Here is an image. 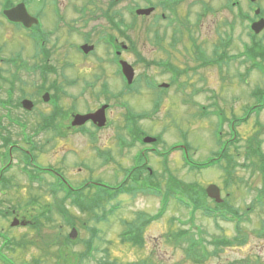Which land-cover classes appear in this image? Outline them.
<instances>
[{
  "label": "flooded vegetation",
  "instance_id": "af4514ba",
  "mask_svg": "<svg viewBox=\"0 0 264 264\" xmlns=\"http://www.w3.org/2000/svg\"><path fill=\"white\" fill-rule=\"evenodd\" d=\"M186 1L0 0V183L17 187L19 180L25 178L28 182L47 183L53 188L55 181L59 185L63 182L68 188L63 191L65 197L90 183H97L94 174H91L81 186L75 187L65 167L41 163L49 162L42 158V153L45 151L44 146L48 145L54 149L50 162H67L70 156L64 158L65 152L71 154L68 152L75 148H68L65 142L80 135L88 141L86 148L91 145V140L98 142L102 138L101 133L107 130L118 136V147L120 140L123 141L122 146L124 142L130 147L139 146L132 156V162H140L134 166L133 172L136 175L132 178L146 181V162H150L146 158V150L157 154L160 152L142 144L148 133L143 124L151 116L146 115V111H135L134 102L139 97L146 101V87L149 88L147 92L154 93V100H160L161 96L150 88V84L161 86L163 81L153 75L152 71L164 61L173 67L170 58L160 56L150 59L146 55L153 57V54L175 52L176 45L182 41L185 22H188L194 6L202 7L193 23L195 30L203 26L206 16L221 17L222 20H213L212 29H209L210 33L217 32V38L220 37L212 51L223 56L226 65L238 61L242 68L236 72L240 84H254L251 90L253 102L245 107L243 117L234 115V126L244 125L242 122L237 124V121H244L250 109L256 108L251 113L254 115L260 112L264 105V88L260 83L264 79V0H221L217 1L218 6L214 3L216 0H190L192 7L189 8V5L183 9ZM140 8L150 12L138 15ZM140 21L146 23V29L144 27L142 32L146 33L147 40L146 58L138 56L144 66L142 73L139 72V64L135 63V55L141 52L140 44L136 45L139 32L136 25ZM190 35L199 52L202 45L192 33ZM90 46L94 49L86 54L84 47ZM228 49H238V55L229 56ZM74 53L83 54L86 58L93 53L104 54L105 61L96 64L76 63L72 59ZM129 55H134V59L130 60ZM121 60L128 61L134 67L135 78L131 83L123 74ZM90 99L97 101L98 105L80 109L81 102ZM130 99L134 102L131 103ZM103 107L106 108V126L100 127L99 121L93 119L80 126L72 125L76 115L93 114ZM234 126L231 127L234 134H237ZM106 141L109 142L110 137ZM246 145L241 149L247 151L258 143L248 142ZM103 146L100 143L94 146L95 162L97 159L100 162L112 159L111 148ZM181 148L176 145L173 153L182 152ZM180 157L185 162L186 156ZM159 159V162H169L167 158ZM183 168L190 170L185 166ZM219 187L225 206L220 207L211 199L213 207L208 205L203 214L213 217L211 211H225L226 214L221 213L220 216L227 219L230 202L222 185ZM58 209H63L65 215L66 209ZM29 210L0 207V240H3L4 247L16 241L21 247H29L28 253L36 250L37 241L40 240H26L24 237L28 233L34 235V232L40 236L44 224L39 218L41 213L30 217L27 214ZM9 217L19 221L15 228L24 229L21 237L12 239L9 232H5L3 224H6L4 221ZM32 227L36 228L33 230ZM236 232L233 241H239L237 243L240 244L246 234L243 235V230ZM260 233L264 236V229H260ZM47 239L43 238L44 245H47ZM5 252L4 248H0V254ZM28 256L33 262L31 264H41L37 253ZM62 257L64 255L58 258ZM64 260L57 263L62 264Z\"/></svg>",
  "mask_w": 264,
  "mask_h": 264
},
{
  "label": "rangeland",
  "instance_id": "374dc122",
  "mask_svg": "<svg viewBox=\"0 0 264 264\" xmlns=\"http://www.w3.org/2000/svg\"><path fill=\"white\" fill-rule=\"evenodd\" d=\"M217 1L221 0L214 1L216 6L219 4ZM189 5L190 0H187L183 9ZM191 7L190 5L189 8ZM199 11H202V7L194 6L192 8L188 22H185L183 28L182 41L176 45L175 52L160 53L161 55L153 54V57L146 55L150 59H157L160 56L166 57V59L170 58V64L181 74L178 81L167 89L163 101H152L154 93L147 92L148 87H146V101L143 97H139L135 102L132 99L130 101L131 103L134 102L135 111L152 112L151 118L146 120L143 125L148 131V135L159 136V151L171 150L173 146L177 145L186 149L185 155L189 159H193L194 162H211L212 158L220 155L213 167L189 172L183 168L185 162L180 157L182 152H174L167 157H159L154 152H148L150 165L155 169L154 171L158 170L160 174L164 170L165 163L159 162V158H167L173 174L179 179L203 186L209 182H215L218 186L222 185L230 205L239 209L240 214L243 212L241 227L244 231L243 235H247L246 243L235 242V244L223 246L222 243H225L226 238L232 241L237 233L234 219L224 220L207 217L200 209L193 214L192 207H186L185 204H180L175 199L169 201L165 212L161 214L162 216L160 215L159 219L152 221L157 217L156 215L162 206L159 196L144 193L135 196L119 194L116 199L113 198L111 202H108L103 200V196L107 192L106 188L94 186L92 189L75 194L64 204L61 203L63 196H65L62 189H59V194L55 196L50 192L48 184L28 182L24 178L19 180V186L11 187L6 192H0V207L8 208L18 204L22 206V209H30L27 211L28 216L41 213L39 218L44 224L41 227L43 229L42 234L37 236L38 233L34 232L32 233L34 235L28 233L24 237L26 240L30 238L40 240L37 241L36 250L30 253H37L41 264H61L57 262H61L64 258L62 264H102V261H107L108 264L140 262L146 264H264V236L260 233V229H264V202H262L264 200V169H259L258 166L249 168L243 166L253 162L254 158L252 156L246 158V151L241 149L248 146L246 144L254 135L256 140L261 141L264 154V107L257 116L254 114L251 117L248 116L243 122L244 125H239L236 128L237 134L234 135V130L230 126L232 118L235 117L234 115H238L239 118L244 116L245 107L253 102L251 90H253L254 84H240L236 72L242 68L238 65V61L226 65L224 59H218L219 54H214L212 51L213 46L220 41V37L217 38V32L210 33L209 29H212L213 20H222L220 16H206L202 23L203 26L199 30L194 29L193 23L197 19ZM190 24V29H188ZM143 28L146 29V23L138 22L136 29L139 32H137L136 45L140 44L141 52L135 55V63L139 64V72L141 73L144 68L141 60L146 58L147 42L146 33L142 32ZM190 33L198 40L200 46L202 45L199 52L194 47L195 44L191 40ZM237 52L238 49H234V51L228 49L229 56H237ZM138 56L142 58L140 61ZM103 57H105L104 54L93 53L86 58L83 54L74 53L72 59L80 64H86V62L96 64L97 62H104ZM129 59L133 60L134 55H129ZM164 62L160 63L159 67L154 68L152 74L161 81L170 82L171 73L163 67ZM260 83L264 88V79ZM87 101L81 102L80 109L84 108L85 110V108H93L98 105L97 101L91 99ZM156 103L157 108L155 107ZM161 103L162 105L158 110ZM223 117L229 120L224 121ZM111 133V130L103 131L101 133L102 138H99L101 141L96 142L94 139L91 141L94 146L96 143H100L104 145V148L110 147L112 159L105 162L101 159L103 162H100L97 159L95 162L96 157L92 142L90 141L91 145L85 148L88 141L85 137L76 135L72 137L73 140L64 141L68 148H75L68 152L71 154L65 152L64 158L70 156L69 161L50 162L53 159L54 149L47 145L44 146L43 150L45 151L42 153V158L45 161L49 160V162L41 163L65 167V171H68L73 180L70 177L67 178L75 187L81 186L92 176L91 174H94L95 180L116 185L123 181L124 173L133 164L132 156L139 149V146L124 145L118 147V136ZM233 136L235 137L233 138ZM108 137H110L109 142L106 141ZM230 139L231 141L228 142ZM224 148L229 149V154L234 159L233 169L235 171L230 181L227 171L231 162L225 165L224 157H221ZM114 159L117 160L114 161ZM256 160L258 161V158ZM116 173L120 176H117ZM118 177L119 180H117ZM223 177L229 181L227 184H222L224 183ZM154 178L152 177V179ZM101 184L106 185L105 183ZM189 188L185 191L192 193L194 190ZM146 190L155 191L151 185H147ZM33 197L37 198L36 203L30 202V198ZM75 197L78 202L75 204L78 206L73 204ZM256 197L261 199L262 204L258 202L257 206L253 205ZM96 198H99L100 201L96 202ZM210 201L208 196H201L197 199V205L200 208H205L208 205L213 207V203ZM251 205L253 207L248 215L245 210ZM62 206L66 209L64 218L58 209ZM112 206L114 207L111 208ZM49 208L51 212H49ZM30 212L33 213L30 214ZM140 212L146 213V219H153L151 223L147 224V227L145 226L143 244L137 245L126 240L123 237V231H126L128 226L137 220ZM236 214L239 215V213ZM69 215L73 219V223L77 225V237L72 238L73 243L67 249L64 257L58 258L61 256L60 253H57L60 244H54V242L57 241L56 239L62 241L65 235L71 231V226L65 224ZM236 219L237 221L241 220L238 217ZM11 221V218L4 221L6 223L3 224L5 232H9L13 238L21 237L24 229L12 227ZM92 228L96 229L93 238H91ZM184 229L193 231L191 235L197 240L198 248L203 249L204 245L206 246L207 252L202 253L200 251L198 260L192 259L190 234L184 233L182 241L173 239L169 241L171 235H176L179 230ZM43 238L49 239H47V245L43 244ZM90 242H92L90 255H81L86 252ZM216 247L221 248L217 250ZM29 249L26 246L17 249L16 252L7 251L6 254L14 264H23L27 261V264H31L33 262L28 256L30 254L28 253ZM148 261L149 263H147ZM0 264L4 263L0 261Z\"/></svg>",
  "mask_w": 264,
  "mask_h": 264
},
{
  "label": "trees",
  "instance_id": "16d2710c",
  "mask_svg": "<svg viewBox=\"0 0 264 264\" xmlns=\"http://www.w3.org/2000/svg\"><path fill=\"white\" fill-rule=\"evenodd\" d=\"M253 153H255V151H253ZM260 158L262 160H264V154H262L260 156ZM210 164H206L205 166H208ZM202 166H204V165L200 164V165H198L197 168L200 169ZM135 184L136 183H132L131 184L132 186L129 189H127V191L128 192H134L133 188H134ZM189 187L190 186H186V189H190ZM150 189H152V188H150ZM192 189L194 191L192 193L191 192H189V193H190L191 197L193 198V201H195V202H197V199L200 198L201 196L206 195V194H204V190L203 189H198L196 187H194ZM107 193H109V192H107ZM150 193H151V191H150ZM115 196H117V193L116 194H112V193L110 194L109 193L108 196L107 195L103 196V200L108 201L109 199L111 200ZM159 215H156L157 217H155L154 219H157ZM152 219L153 218L146 219V214L145 213L143 214L142 212H140L138 214L137 220L135 222L131 223V225L128 226V229L126 231H124V234H126L125 239L128 240V241H131L133 244L142 245L143 242H144V236L143 235H144L145 226L147 227V224L150 223V221ZM184 233L190 234V236H191L190 239L192 238L191 239V243H190V249H191L190 252L192 253V259H193V255L199 257V255L201 254L200 251L202 253L206 252L203 249L197 247V241L194 240L193 235H191V233L189 231L178 232V234H176V235L173 234V235H171L169 237V241H171L172 239L175 240V241H182V238H184ZM222 244L223 245H227L228 243L225 242V243H222ZM221 247H216V249L219 250ZM193 248H195V250H193ZM202 255L204 256V254H202ZM147 263H149V261ZM130 264H146V263L145 262H140V263H130Z\"/></svg>",
  "mask_w": 264,
  "mask_h": 264
},
{
  "label": "water",
  "instance_id": "95a60500",
  "mask_svg": "<svg viewBox=\"0 0 264 264\" xmlns=\"http://www.w3.org/2000/svg\"><path fill=\"white\" fill-rule=\"evenodd\" d=\"M150 11L146 9H140L138 10V14H146L149 13ZM10 14H13V12H9ZM92 47L85 48V52L88 53L91 51ZM122 66H123V71L128 78V80L131 82L134 78V69L130 64H128L126 61H122ZM89 118H94L97 122L99 121V125L103 126L106 123V118L104 115V108L95 114H89V115H79L76 118V121L74 122L75 125H80L84 123L87 119ZM156 139L152 137H146L145 141L146 142H154ZM209 195L213 198H216L218 201H221L220 198V189L216 185H210L207 189ZM17 222H14L16 224ZM75 235V234H74ZM72 235V236H74Z\"/></svg>",
  "mask_w": 264,
  "mask_h": 264
}]
</instances>
